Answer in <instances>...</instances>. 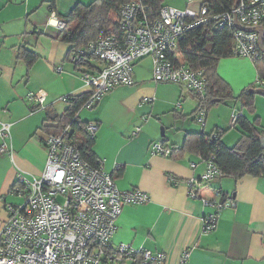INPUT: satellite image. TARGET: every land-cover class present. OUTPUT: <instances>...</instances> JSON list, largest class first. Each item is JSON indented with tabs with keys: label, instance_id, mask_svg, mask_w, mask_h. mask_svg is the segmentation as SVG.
<instances>
[{
	"label": "crops",
	"instance_id": "obj_1",
	"mask_svg": "<svg viewBox=\"0 0 264 264\" xmlns=\"http://www.w3.org/2000/svg\"><path fill=\"white\" fill-rule=\"evenodd\" d=\"M59 1L57 4L56 0V9L53 11L49 0H0V121L11 123L12 130L15 127L17 147L16 150L14 148V159L5 158L10 166L4 184L0 185V229L7 218L6 203L22 201L21 196L13 193L18 174L14 166L38 176L42 174L47 159L44 140L48 133L42 129L46 117L34 132L22 131L26 135H22L21 144L17 124L26 112L20 111L18 102H28L27 97L31 92L44 91L47 94V112L52 110L53 113L61 114L56 104L62 102L66 109L68 102L64 101L65 97L89 90L75 65L67 60L70 46H67L64 56L60 55L61 40L58 37L61 31L48 24L50 12H55L60 18L69 13H63ZM66 1L71 12L77 3L86 0ZM38 8L41 9L39 12L36 11ZM23 45L39 57L28 77L25 61L18 58V50ZM243 64L236 56L224 58L218 64V74L230 85L235 97L250 85L256 89L264 88V85L258 83L259 86H256L257 83L253 82L256 72L254 66L248 63L249 69H244ZM59 67H62L61 71ZM134 72L135 83L128 85L134 96L128 109V122L120 126L101 120L100 115L89 120L99 123L93 151L103 162L104 170L114 175L117 187L121 190L140 189L149 195V201L145 204L124 207L117 220L113 243L163 251L168 256V264H179L184 251L190 254L189 264H264V175H245L239 179L226 176L212 180L198 190L201 197L234 202V206L222 209L217 227L210 233L203 230L204 217L213 213L215 208L205 206L200 198H191L188 191V181L204 175L207 161L193 147L184 148L186 137L192 133L225 132L231 128L229 120L232 107L239 108L238 105L232 104L226 113L218 114L219 118L212 119L211 123L207 113L206 124L199 131L191 129V125L183 121L178 145L171 140L167 129L165 137L159 133L162 124L159 108L164 107L165 102L161 101L157 105L156 97H151L152 90L158 88L151 80L152 70L151 74L143 77L137 71V66ZM50 74L54 80H51ZM179 91L180 94L175 92L168 110L173 112L175 120L188 116L180 99H186V95L182 87ZM258 95L261 93L255 92V110L258 108ZM191 96L196 100L193 93ZM29 102L27 106L32 113L40 109L38 104L30 102L31 105ZM179 102L181 106H178ZM242 112L248 120L253 121L251 117L254 115L250 116L245 110ZM257 116L263 122L259 112ZM226 123L228 127H225ZM210 125H213L212 130H207ZM261 127L264 129L263 125ZM137 128H140L139 132ZM239 132L240 136L235 138L234 144L227 141L228 134L222 141L233 147L242 136V131ZM160 139L173 149L174 154L162 156L153 153L152 145Z\"/></svg>",
	"mask_w": 264,
	"mask_h": 264
},
{
	"label": "built area",
	"instance_id": "obj_2",
	"mask_svg": "<svg viewBox=\"0 0 264 264\" xmlns=\"http://www.w3.org/2000/svg\"><path fill=\"white\" fill-rule=\"evenodd\" d=\"M212 4L209 0H186L184 8L164 4L154 14L142 0H129L121 7L120 35L99 37L69 55L90 95L63 132L49 134L44 140L47 159L40 176L30 179L28 173L16 167L13 193L21 196L22 201L6 203L7 218L0 229V264H168L163 251L113 243L124 207L145 204L149 195L140 189H119L114 175L104 170L103 162L96 166L85 160L66 136L82 110L94 109L105 94L119 86L133 85L135 65L144 58L152 59L155 82L174 83L205 97V72L187 63L179 45L188 31L210 21L230 30L236 56L263 60L264 50L257 43L259 32L235 26L234 5L212 13ZM235 12L243 26H264V0H240ZM48 24L62 31L67 20L52 12ZM88 58L94 62L85 64ZM58 69L61 71L62 67ZM259 78L257 82L264 85V79ZM46 96V92L38 91L27 98L43 108ZM64 101L69 102V97ZM242 114V110L234 112L232 126ZM206 117V110H202L196 121L203 126ZM11 129V123L0 121V155L8 153L14 159ZM98 129V122L85 126L91 138ZM217 138L219 135L214 132L212 141ZM152 151L169 156L173 149L160 140L153 143ZM206 161V172L201 178L188 181V191L191 198H200L205 206L215 208L204 217L203 230L210 233L216 229L222 209L234 206V202L199 196L203 185L223 175L213 155ZM189 256L184 251L179 264H189Z\"/></svg>",
	"mask_w": 264,
	"mask_h": 264
},
{
	"label": "trees",
	"instance_id": "obj_3",
	"mask_svg": "<svg viewBox=\"0 0 264 264\" xmlns=\"http://www.w3.org/2000/svg\"><path fill=\"white\" fill-rule=\"evenodd\" d=\"M129 0H93L89 4L77 3L71 12L64 18L67 26L60 32L58 37L67 43L70 48L69 55L87 46L91 41L99 37L120 35L121 28V7ZM144 5L150 6L152 12L157 14L165 4L164 0H142ZM236 0H209L213 3L212 13H220L230 9ZM50 9L55 11L56 0H49ZM179 49L187 63L195 70L202 69L208 82V89L205 97L196 96L199 104L195 111L208 110L220 103L231 101L241 102L243 108L255 112L254 86L244 89L237 97L234 96L230 85L218 74V64L223 58L236 56L230 30L227 27H217L215 21L196 27L185 35L180 42ZM18 58L23 59L27 66L26 76L34 63L39 58L36 53L23 45L18 50ZM88 58L85 64L94 62ZM260 79H264V59L255 61ZM77 69V68H76ZM90 91L71 95L67 108L61 113H47L42 129L49 134H59L67 128L72 118L82 107L89 97ZM48 110V108H47ZM90 121L76 119L68 132L66 139L80 150L83 158L93 165H99L98 159L93 151L95 137L91 138L85 131L86 124ZM242 131V136L233 147L227 146L223 141L224 131L217 132L219 138L212 141L213 133H192L186 137L184 148L193 147L202 157L209 159L214 157L223 175L220 177L232 176L239 179L245 175H264V149L261 144V136L264 129L261 127L260 118L257 116L253 121L248 120L244 113L233 125ZM174 154V152H173ZM16 186V185H15Z\"/></svg>",
	"mask_w": 264,
	"mask_h": 264
},
{
	"label": "rangeland",
	"instance_id": "obj_4",
	"mask_svg": "<svg viewBox=\"0 0 264 264\" xmlns=\"http://www.w3.org/2000/svg\"><path fill=\"white\" fill-rule=\"evenodd\" d=\"M84 3L89 4L90 0H86ZM164 3L167 5H170L172 7L184 8L186 5V0H164ZM57 4H58V0H57ZM68 6H70V5H68V2L66 0H60L59 1V8L63 11L64 14L67 12L70 13V9L68 8ZM39 8H41V7H39ZM39 8L36 10L37 12H39L41 10ZM51 15H52V12L49 13L50 17H51ZM51 26H53V25H51ZM53 27H55V26H53ZM55 28L57 30H59L57 27H55ZM52 31H54V30L52 29ZM59 43H60L59 44L60 55L64 56L65 52L67 50L68 44L65 42H62V41H60ZM236 57H237V59L244 62L242 68L249 69L250 64L254 66L256 72H255V77H254L253 82H256L257 83L256 86H259V84L257 82V80L259 78V73H258L257 66L255 64V61L250 57H244V56H236ZM67 60H68V62H70L69 58ZM246 61H247V63H246ZM248 63H250V64H248ZM61 64H65V62H62ZM238 64H239V61H238ZM135 66H137V71L140 72L141 77L151 74V70H152V77H153V64H152L151 58H144V59L138 61ZM50 77H51V80L55 79L54 77H52V74H50ZM151 80H152L154 85L158 86L157 89L155 88L158 91H156L155 89L152 90L153 95H151V97H153V96L156 97V99H157L156 104L157 105L161 101L165 102L164 107L159 108V111L161 113L160 119L162 120V124L159 126L160 135L162 133V128L165 129V133H166V129H167L168 135L172 137L171 140H174V142H176L178 145H180L181 136H182L180 134V130L182 128L181 123L183 121L184 122L186 121L185 123L190 124L191 129H197L198 131L203 129V126L200 123H198L195 119L196 118L195 112L194 113L192 112L197 107V104H198L197 98H196V100H195V98H192L191 93L186 88L182 87V89L184 91V96L186 95V99H184V97H182L180 99H181L182 103H184L183 108L188 111V113H187L188 116L186 119H176L175 120L174 116H173V112H171V111L169 112L168 110H169V108H171L170 107L171 103L173 102V99L175 98V92L177 91L178 94H180L179 90H180L181 86L174 84V83H157L153 80V78ZM23 85L25 86V81H23ZM130 87L131 86H119L116 89H114L113 91L105 94L102 97L101 101L98 103V105L94 109L82 110L80 113V116H79L80 119H82L84 121H89L92 119L94 120L97 116L100 115V116H102L101 120L114 122L115 124L120 125V126L125 125L128 122L129 116H130V112H128V109L134 100V96H132L133 94H131ZM153 87H155V86H153ZM257 88L259 89L261 87H257ZM241 92L238 94H241ZM257 99H258V101H257L258 108L255 110L254 114L252 112H250V110L246 107L243 109L241 102L237 103L236 101H231L230 104L220 103V104H218V105H216V106H214L208 110L207 113H209V122L211 123L212 119L219 118V117H217L218 114L226 113L230 109V107H232L231 105L233 104V106H234V104L236 103L240 109L245 110V112H247V114H249L250 116L254 115V117H255V115L259 112L260 115L263 116V122H262V119H260V124L264 126V94L258 95ZM26 101H28V100H26ZM28 102H25V100L23 101V103L21 101L18 102V105L21 108L20 111L26 112L25 114L21 115V117L23 119L19 120V123H18L19 125L17 124V127L21 133V136L19 137V141L21 144H23L22 135H26L22 131L32 130L34 132L35 130H37V127H39L41 125L44 117H46V115L48 113L46 110V107H48L47 102H45L43 108L37 109L34 113H32L30 108L27 106ZM13 106L16 107V105H13ZM55 107H57V109H59L60 112L61 111L63 112L65 110L64 104L62 102L59 104H56ZM218 107H220V109H218ZM239 108H237V107L233 108L232 107V114H230V120H229L230 121L229 124H230L231 128L226 130L224 132L223 137H222L225 139L226 135L228 134L229 136L227 137V141L230 142V144H234V142L236 140L235 138L237 136H240L239 128H235L232 126L233 114L235 111L240 110ZM53 112L54 111H52V113ZM254 117H251V119L253 120ZM13 120H14V118H13ZM227 125H228V123L225 124V127H228ZM27 127H29V128L26 129ZM30 128H32V129H30ZM211 128H213V125H210L207 130H210ZM21 129H23V130H21ZM14 131H15V127L11 131V141H12V136H13L12 145L14 144L13 148H15V150H16L17 147H16V142H15ZM160 140H162V139H160ZM5 158H7V159L10 158L8 153H3L2 155H0V161H1L0 162V185L4 184L6 174L9 170V166H10L7 159H5ZM14 167L16 169L17 166H14ZM38 176H40V175H38ZM28 177L30 179L33 178L30 173H28Z\"/></svg>",
	"mask_w": 264,
	"mask_h": 264
},
{
	"label": "water",
	"instance_id": "obj_5",
	"mask_svg": "<svg viewBox=\"0 0 264 264\" xmlns=\"http://www.w3.org/2000/svg\"><path fill=\"white\" fill-rule=\"evenodd\" d=\"M239 2H240V0H236L235 4L233 6V20H234V24H235V26L238 29H241V30H244V31H247V32L258 31L259 35H258V38H257V43H258V46L261 49V51H263L264 50V26H262V25H255V26H243V25H241V23H240V21L238 19V16H237V14L235 12V8H237L239 6ZM263 56H264V53H263ZM253 91L254 92H259L261 94H264V88H259V89L253 88ZM161 136L165 137V129L164 128H162ZM261 144L264 147V136L261 137Z\"/></svg>",
	"mask_w": 264,
	"mask_h": 264
}]
</instances>
